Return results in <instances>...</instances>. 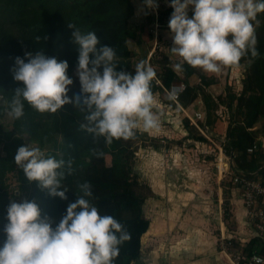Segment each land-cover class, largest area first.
<instances>
[{
	"label": "trees",
	"instance_id": "obj_1",
	"mask_svg": "<svg viewBox=\"0 0 264 264\" xmlns=\"http://www.w3.org/2000/svg\"><path fill=\"white\" fill-rule=\"evenodd\" d=\"M140 1L145 3V0ZM159 1L161 0H155L156 3ZM171 13L172 7L166 10L165 15ZM134 17L133 0H0V118H4L9 110L8 104L11 103L13 91L24 87L14 80L11 69L15 66L17 57L28 62L26 53L43 51L48 57L67 61V75L74 82L69 86L68 95L73 98L81 94V83L77 75L79 48L73 42L74 30L68 25H74L84 34L96 32L100 41L97 50L104 46L112 47L117 57V70L134 72V45L140 47L145 44L146 34L150 39L154 37L150 30L154 28L156 21L160 28L165 24L161 13L156 18L154 13L147 11L145 21L140 24L132 23ZM253 24L259 56L254 58L249 53L241 59L237 66L247 65L243 89L238 95H229L228 152L241 153L243 156L247 155L248 149L255 143L261 147L258 135L264 131V13L258 14ZM90 59L95 57L91 56ZM181 73L185 76L186 83L194 71L185 64ZM159 79L165 89L181 81L179 74L168 62L163 65ZM200 79L201 85L197 87L186 83L187 88L181 97H186L191 92L192 95L187 101L180 97L183 107L195 102L199 95H202L209 109L214 106L212 97L205 91V87L213 84L214 79L203 75ZM163 87L152 84L154 94L163 91ZM86 115V112L73 105H65L55 114L40 113L25 101L24 116L18 120L12 119L11 130H5L0 125V148L3 150L0 152V242L7 239L4 229L9 223L7 209L11 203L5 180L10 173L23 172L15 162V155L18 148L25 145V137L28 136L42 152L45 151V157L65 162V167L59 171L65 174L61 183L67 190V199L53 198L41 189L38 199L41 217L50 218L52 227L55 228L66 215L68 205L76 202L77 196L83 194L79 186L87 182L92 191V196L86 197L89 203L97 207L101 216H113L131 235L129 241L120 245V254L113 264H141V238L149 230L150 220L142 210L146 197L137 192L139 184L130 169L135 136L128 140L114 139L108 144L103 136H96L81 128L82 124L87 123ZM209 123L210 117L207 120L208 126ZM184 124L188 128L189 120H185ZM195 140L206 141L203 136L195 137ZM251 155L258 159L251 161L253 165L249 170L256 171L260 168L258 162H264V153L257 150ZM69 161L71 174L67 167ZM19 182L20 191L28 194L33 187L32 182L25 175ZM35 197L32 194V198ZM124 197L129 199L120 202L117 207L102 208L104 202ZM245 250L241 253L246 257L253 254L264 255V243L254 238ZM240 264L248 263L241 261Z\"/></svg>",
	"mask_w": 264,
	"mask_h": 264
},
{
	"label": "clouds",
	"instance_id": "obj_2",
	"mask_svg": "<svg viewBox=\"0 0 264 264\" xmlns=\"http://www.w3.org/2000/svg\"><path fill=\"white\" fill-rule=\"evenodd\" d=\"M145 6L159 7L155 0H145ZM170 7L174 9L169 20L173 40L170 51L180 58L172 65L175 72L181 73L187 64L219 74L224 68L239 65L249 53L254 58L259 56L253 21L264 13V0H172ZM190 7L194 9L192 18L188 15ZM68 27L74 30L73 42L79 48L81 94L73 98L68 95L74 82L67 75V61L48 57L43 51L26 53L28 62L17 57L11 69L14 80L24 87L13 91L7 115L21 119L25 101L40 113L55 114L65 105H73L87 113V123L81 128L103 136L108 144L114 139H131L139 129L158 131L153 66L141 60L134 65V72L118 71L114 49L104 46L97 50L100 41L96 32L84 34L74 25ZM176 96L172 90L167 98L174 101ZM15 162L29 182H39L53 198L67 199L61 183L65 174L59 171L65 167L63 160L45 157L38 147L26 145L18 148ZM67 167L71 174L70 161ZM79 188L83 194L68 205L55 228L49 218H41L36 202L12 201L7 209V239L0 248V264H113L120 245L131 235L113 216H101L89 203V183Z\"/></svg>",
	"mask_w": 264,
	"mask_h": 264
},
{
	"label": "rangeland",
	"instance_id": "obj_3",
	"mask_svg": "<svg viewBox=\"0 0 264 264\" xmlns=\"http://www.w3.org/2000/svg\"><path fill=\"white\" fill-rule=\"evenodd\" d=\"M234 67H236L234 73L222 69L220 75L223 74L213 78L214 81L218 79V82L205 89L212 97L214 106L209 109L204 103L205 111L192 108L190 115L185 116L186 120H189V126L187 128L184 122L183 127L180 128L182 131H177L176 125L178 127L181 125L179 121L173 125L174 128L176 127L175 132L180 134L184 132V136L167 138L164 133L149 134L142 129L136 130L132 143L133 156L130 169L139 184L137 192L146 197L142 210L144 216L150 220V232L141 238V264H217L218 261L228 260L226 254L230 257L234 253L246 251L247 246H243L242 242L231 237L237 226L232 206L233 195L242 199L241 189L234 183V177L264 178V169H262L264 162H258L260 168L251 171L249 170L253 165L251 161L257 160V157L249 152L246 156L228 152L230 119L227 128L225 126L214 130L215 111H227L231 104L229 95L233 93L238 95L243 89L247 65ZM185 79L181 81L185 82ZM186 83L192 87L200 85L195 75ZM78 87L79 85L75 88ZM191 95L192 92L183 97L187 101ZM197 99H203L202 95ZM167 101L175 107L182 104L181 100L175 103L167 98ZM219 104L224 105L225 108H220ZM201 105V103L197 104L198 109H202ZM196 113L203 115L206 128L202 127L195 117ZM158 114L160 126H169V120L164 119L167 113L158 112ZM12 121V118L6 114L4 118H0V125H3L5 130H11ZM199 136L205 137L206 141L195 140V137ZM258 136V140L264 137V131ZM25 138L24 146L38 147L28 136ZM0 152H3L2 147ZM221 157L230 166L229 172L220 171ZM23 175L24 172L18 171L7 175L5 185L9 200L17 203L25 200L34 201L38 205L41 192L39 182H32L33 187L28 194L21 192L19 181ZM32 194L36 197L32 198ZM127 199L129 197L106 201L102 204V208L117 207L120 202ZM224 226L226 238L222 232ZM230 241L231 246L228 245ZM4 243L5 241L0 242L1 248ZM232 262L235 263L234 260Z\"/></svg>",
	"mask_w": 264,
	"mask_h": 264
},
{
	"label": "crops",
	"instance_id": "obj_4",
	"mask_svg": "<svg viewBox=\"0 0 264 264\" xmlns=\"http://www.w3.org/2000/svg\"><path fill=\"white\" fill-rule=\"evenodd\" d=\"M135 1H137V3ZM133 2L135 5V17L132 20V23H134V24L143 23L145 21V14L147 11L154 13L156 15V18L159 15V13H161L163 15V19L165 20V22H164L165 24L163 25L162 28H160V25H159V23H157V21L155 22L154 28L150 30V32L153 33V35H154V37L152 39L148 38L147 36H144V38H146V39H144L145 44H143L140 47L135 46V45L133 47V50L135 51V56L132 60L133 66L141 60L147 61L149 64H151V66H153V68L156 71V76L159 79V73H161L162 67L164 64H166V62L170 63V67H172V65L174 63H177L180 60L179 57L173 56L171 51H170V49L173 45V40H172L171 35H170L169 20H170V17L173 13H171L170 15H165V13H166L167 9L171 8L170 7L171 2L169 0L159 1L157 3L159 5L158 9H149L145 6V3H143L140 0H133ZM161 4H164V5H161ZM173 12H174V9H173ZM188 15H189V18L193 17L194 9L192 7L189 8ZM225 69H227L228 71H233V73H234L236 67H232L231 69L229 67H227V68H224V70ZM191 70L194 71V74L191 77H193L195 75V78L198 79V81H200V85H201V79H200L201 75H203L209 79H213V78H218L223 74V73L221 75H220V73L219 74H210V73H206V72L202 71L201 69L192 68V67H191ZM233 73H232V75H233ZM178 74L180 76V79H183V80L185 79L184 78L185 76L182 73H178ZM187 80H189V79H187ZM217 80L218 79H216V81H213L212 86H214L215 82H218ZM177 82H175V83H177ZM161 86L163 87L162 82H161ZM206 88L207 87H205V89ZM155 94H156L157 104L155 106L154 111L160 112V113L162 112L165 114L167 113V115L164 116V119L169 120L170 125L169 126L162 125L159 127L158 131L148 132L149 134L164 133L166 136H168L167 138H175V136H180V135L184 136L185 135L184 132L182 134L175 132L176 127L174 128L173 125L177 121H179V123L181 125H179V127H178V125H176L177 131H182V130H180V128H181V126L183 127V123L187 119L185 116L188 117L190 115L192 108H195V110H197V111L198 110L199 111H201V110L205 111V109H206L203 99H200V100L197 99V100H195V102L191 103L187 107H183L181 104H179V106L175 107L172 105L171 102L167 101V97H166L167 93H166L165 88L163 91L156 92ZM215 100L217 101L216 98H215ZM198 103L202 104L201 105L202 109H198V106H197ZM218 106L222 109L225 108V106L221 105V104H219ZM215 112H216V115L214 116V121H215L214 126L216 128H214V130L216 131L219 128H222V127L224 128L225 126L227 128L228 127V120L230 119L228 110L227 111L216 110ZM178 128H179V130H178ZM259 142L261 143L260 149H262L263 150L262 152L264 153V137H261L259 139ZM262 167H264V165ZM259 179L264 181V178H259ZM232 206L234 207V209H233L234 220H235L237 226H236V230L232 232L233 235H231V237L236 238L238 241L242 242L241 244L243 246H247L248 243L254 238H258L261 240V242L264 243V231L263 232L258 231L251 224V222L249 221V219L247 217V212H246V209L244 207L243 200L235 198V195H233ZM225 229L226 228L224 226L222 228V230H223L222 232H223V236L226 238ZM231 237H228V238H231ZM226 258L228 260H224V262L218 261L217 264H235L234 262H232L230 257L227 256V254H226Z\"/></svg>",
	"mask_w": 264,
	"mask_h": 264
},
{
	"label": "built area",
	"instance_id": "obj_5",
	"mask_svg": "<svg viewBox=\"0 0 264 264\" xmlns=\"http://www.w3.org/2000/svg\"><path fill=\"white\" fill-rule=\"evenodd\" d=\"M153 83L161 85V81L156 76V80ZM152 83V84H153ZM187 88V84L184 81H179L171 85L169 89H165L167 94L175 90L177 93L175 103H178L181 95ZM198 121L202 127L206 128V121L200 113H196ZM260 150L258 144H254L251 148L248 149L249 153H254L255 151ZM230 166L226 172H229ZM234 183L241 189V196L243 200L244 207L247 212V217L251 224L260 232L264 231V181L259 178H252L246 176H236L234 177ZM228 245H232L230 241ZM231 259L235 261V264H240L241 261H246L248 264H264V255L253 254L250 257H246L241 252L234 253L230 255Z\"/></svg>",
	"mask_w": 264,
	"mask_h": 264
},
{
	"label": "bare ground",
	"instance_id": "obj_6",
	"mask_svg": "<svg viewBox=\"0 0 264 264\" xmlns=\"http://www.w3.org/2000/svg\"><path fill=\"white\" fill-rule=\"evenodd\" d=\"M220 163L221 165H219L220 171H225L228 169V164L224 161L223 157L220 158ZM150 232V229L143 235L144 236L148 235V233Z\"/></svg>",
	"mask_w": 264,
	"mask_h": 264
}]
</instances>
